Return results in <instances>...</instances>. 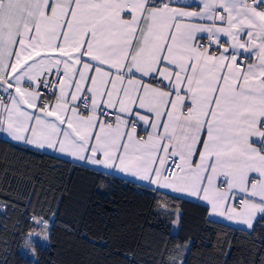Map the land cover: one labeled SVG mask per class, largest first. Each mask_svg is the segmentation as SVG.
I'll use <instances>...</instances> for the list:
<instances>
[{"label": "snow or ice", "instance_id": "snow-or-ice-1", "mask_svg": "<svg viewBox=\"0 0 264 264\" xmlns=\"http://www.w3.org/2000/svg\"><path fill=\"white\" fill-rule=\"evenodd\" d=\"M0 130L252 228L264 221V0H0Z\"/></svg>", "mask_w": 264, "mask_h": 264}, {"label": "trees", "instance_id": "trees-1", "mask_svg": "<svg viewBox=\"0 0 264 264\" xmlns=\"http://www.w3.org/2000/svg\"><path fill=\"white\" fill-rule=\"evenodd\" d=\"M33 215L50 225L35 262L22 252ZM0 264H264V221L231 227L200 203L0 137Z\"/></svg>", "mask_w": 264, "mask_h": 264}, {"label": "crops", "instance_id": "crops-1", "mask_svg": "<svg viewBox=\"0 0 264 264\" xmlns=\"http://www.w3.org/2000/svg\"><path fill=\"white\" fill-rule=\"evenodd\" d=\"M176 2L179 3V4L186 5V4L191 3L192 0H176ZM200 2H201V0H195V3L198 4V5L200 4ZM188 10L198 11L199 9L198 8H189ZM141 134L146 135V133H141ZM0 137L8 140L9 142H11L13 144L22 145V146L31 148V149L39 151V152H45V153L57 156V157L62 158V159L69 160L71 162H74V163H77V164H81V165L87 166V167L92 168V169L99 170V171H101L103 173L112 174V175L117 176L119 178L132 181V182H134L136 184H139L141 186H144V187H146V185H147L146 181H139V180H137V179L125 174V173L119 172L116 169H108V168H104L103 166L87 164L86 162L75 160L74 158H72L70 156H67V155H64V154H61L58 151L53 150V149H47V148L46 149H37L34 146L26 145L22 141H15L7 133L3 132L2 130H0ZM147 188L152 190L153 188H155V186H148ZM157 192H162V193H167V194H171V195H174V196L182 197V198H185L187 200H190V201H193V202H197V203H200V204L204 205L207 208V210H208L209 219H211L213 221L220 222V223L226 224L228 226L235 227V228H240V229H244V230H249L250 229L244 224H240V223H237V222H234V221H228V220H226V219H224L222 217L211 215L210 214V206H206L203 201H200V200H198L195 197L186 196V195L180 194V193H174V192H171L168 189H159Z\"/></svg>", "mask_w": 264, "mask_h": 264}, {"label": "rangeland", "instance_id": "rangeland-1", "mask_svg": "<svg viewBox=\"0 0 264 264\" xmlns=\"http://www.w3.org/2000/svg\"><path fill=\"white\" fill-rule=\"evenodd\" d=\"M178 217H179V212L176 211V215L174 218V221L172 222V233H176L178 226H179V221H178ZM49 223L47 226V229H40L39 231L35 230L32 226V230L30 233L27 234V236L25 237L24 240V245L22 248V252L28 256V258L35 262L36 261V257L34 255L33 249H32V245H33V241H32V237L36 236L37 239L35 240V243H39L41 246H46L47 245V236H48V229H49Z\"/></svg>", "mask_w": 264, "mask_h": 264}, {"label": "built area", "instance_id": "built-area-1", "mask_svg": "<svg viewBox=\"0 0 264 264\" xmlns=\"http://www.w3.org/2000/svg\"><path fill=\"white\" fill-rule=\"evenodd\" d=\"M53 79H55L54 77H53ZM51 91V89H49V92ZM5 100H6V97H5ZM141 135H143V134H141Z\"/></svg>", "mask_w": 264, "mask_h": 264}]
</instances>
